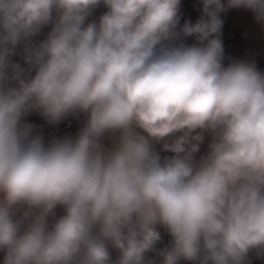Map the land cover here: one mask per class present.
<instances>
[{"label":"clouds","instance_id":"1","mask_svg":"<svg viewBox=\"0 0 264 264\" xmlns=\"http://www.w3.org/2000/svg\"><path fill=\"white\" fill-rule=\"evenodd\" d=\"M180 3L0 0L3 264H111L109 246L117 264H145L157 225L171 237L161 264L264 253V73L224 66L220 39L221 13L242 7L264 23V0H201V17L177 31ZM100 4L107 11L87 22ZM181 35L197 43H172ZM22 41L35 75L21 79L12 65L9 87L8 57ZM32 111L51 124L75 112L88 120L74 140L45 145L23 120ZM205 132L212 141L196 162ZM161 141L172 156L155 151ZM57 206L64 215L49 226Z\"/></svg>","mask_w":264,"mask_h":264},{"label":"crops","instance_id":"2","mask_svg":"<svg viewBox=\"0 0 264 264\" xmlns=\"http://www.w3.org/2000/svg\"><path fill=\"white\" fill-rule=\"evenodd\" d=\"M226 2V0H223ZM201 0H181L180 3V23L177 28L183 26L186 20L195 23L201 17ZM107 11L103 4H100L88 17L87 22H99V18ZM223 20V26L220 32V39L224 48V66H228L234 62H245L255 64L258 71L264 73V23H260L255 19V14L245 8H232L220 14ZM51 30V25L45 26L41 29L39 34L31 38V43L38 45L41 41L45 40L48 32ZM174 44L184 43L186 45L196 44L197 41L194 36L184 37L181 35L177 40L172 41ZM206 43V42H205ZM25 42H20L12 55L8 57L9 67L6 74L9 77L5 84L9 87L18 85L17 80L11 79L13 75L12 65H19L22 69L20 78L28 79L35 75V68L26 63L25 60ZM25 123L33 125V134H39L45 145L50 144L53 140L71 138L75 139L88 120V114L84 112H75L67 115L62 121L56 124H51L45 120L37 111H32L29 115L23 118ZM141 134V129H137ZM179 135V133L177 134ZM120 136L119 130L116 132H107L101 139V143L105 149H114L117 145ZM212 141L210 133H204V140L200 144V151L194 154V161L198 162L200 157L205 155L208 151L209 144ZM168 142H171L170 140ZM163 141L153 142V147L161 158L170 157L173 153L165 151L163 148ZM64 215V209L57 206L54 214L48 218L49 226H51L56 219ZM157 230L164 232V242H158L153 251L146 253L145 264H161L162 257L159 252L171 246V237L167 230L157 225ZM111 264H117L120 253L119 250L109 246ZM5 252L0 250V264H3ZM178 264H193L191 261L179 260ZM244 264H264V253L258 254L256 250L249 252Z\"/></svg>","mask_w":264,"mask_h":264},{"label":"built area","instance_id":"3","mask_svg":"<svg viewBox=\"0 0 264 264\" xmlns=\"http://www.w3.org/2000/svg\"><path fill=\"white\" fill-rule=\"evenodd\" d=\"M160 232V234H161V240L159 241V242H164V240H165V235H164V232H162V231H159Z\"/></svg>","mask_w":264,"mask_h":264}]
</instances>
